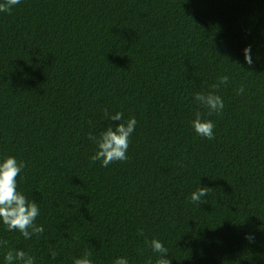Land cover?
<instances>
[{
	"label": "trees",
	"instance_id": "trees-1",
	"mask_svg": "<svg viewBox=\"0 0 264 264\" xmlns=\"http://www.w3.org/2000/svg\"><path fill=\"white\" fill-rule=\"evenodd\" d=\"M209 91L220 114L194 99ZM105 108L137 120L128 159L107 167L88 139L120 123ZM197 111L214 139L195 132ZM6 156L25 163L17 191L45 231L25 239L0 221V264L9 249L35 264L88 252L155 264L153 238L170 264H264V0H20L0 12ZM200 187L207 203L190 199Z\"/></svg>",
	"mask_w": 264,
	"mask_h": 264
},
{
	"label": "clouds",
	"instance_id": "clouds-1",
	"mask_svg": "<svg viewBox=\"0 0 264 264\" xmlns=\"http://www.w3.org/2000/svg\"><path fill=\"white\" fill-rule=\"evenodd\" d=\"M20 3V0H3L0 2V12H9ZM245 61L251 65L253 63L251 57V46L243 49ZM218 83H214L211 87L213 90L219 89L220 85H226L229 82L227 75L217 77ZM244 87L238 86L237 95H242ZM196 102L208 110V115L213 113L220 114L224 108V102L220 95L215 91L197 92L194 96ZM104 118L111 121H120L115 127L111 124L101 131L99 137L89 135L88 139L94 141L97 150L92 155L93 162L101 161L104 167H107L114 161H126L128 159L127 150L129 147V138L135 131L137 120L135 117L125 119L124 113L117 111L112 114L107 108L103 109ZM197 135L214 139V123L211 120L202 119V113L197 111L195 119L191 121ZM23 161H17L13 156H6L0 160V221L9 231L18 230L25 239H30L33 235L39 237L44 233L45 229L42 225L35 223L40 211L36 201L29 200L23 193L17 191V177L25 168ZM209 192V187H200L191 194V201L197 204L207 203L202 197ZM249 242H254V237L246 235ZM7 241H0V247L7 246ZM146 243L154 253L158 254L155 264H170V260L165 258L168 249L158 239H151ZM49 253L53 260L56 259L58 253L54 249H50ZM91 253H85L83 257L75 258L74 264H93L89 258ZM5 264H35L34 257L22 249H9L4 256ZM113 264H129L126 257H117ZM147 264H153L151 258Z\"/></svg>",
	"mask_w": 264,
	"mask_h": 264
}]
</instances>
